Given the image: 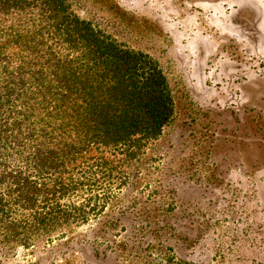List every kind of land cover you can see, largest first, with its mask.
Returning a JSON list of instances; mask_svg holds the SVG:
<instances>
[{
  "label": "rangeland",
  "instance_id": "374dc122",
  "mask_svg": "<svg viewBox=\"0 0 264 264\" xmlns=\"http://www.w3.org/2000/svg\"><path fill=\"white\" fill-rule=\"evenodd\" d=\"M68 2L160 63L175 115L96 221L24 247L0 214V264H264V0Z\"/></svg>",
  "mask_w": 264,
  "mask_h": 264
},
{
  "label": "trees",
  "instance_id": "16d2710c",
  "mask_svg": "<svg viewBox=\"0 0 264 264\" xmlns=\"http://www.w3.org/2000/svg\"><path fill=\"white\" fill-rule=\"evenodd\" d=\"M175 108L160 63L68 0H0L3 241L52 243L96 221L128 182L113 189L117 165L159 139Z\"/></svg>",
  "mask_w": 264,
  "mask_h": 264
}]
</instances>
